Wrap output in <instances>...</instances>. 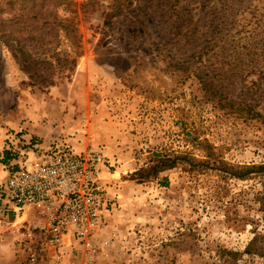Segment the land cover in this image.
I'll return each mask as SVG.
<instances>
[{
  "label": "rangeland",
  "instance_id": "1",
  "mask_svg": "<svg viewBox=\"0 0 264 264\" xmlns=\"http://www.w3.org/2000/svg\"><path fill=\"white\" fill-rule=\"evenodd\" d=\"M84 1L71 0L81 37L73 68L68 59L62 70L54 61L51 73L27 71L0 43V264H89L78 245L49 249L36 233L27 238L39 219L6 204L5 178L25 143L100 149L112 164L102 176L116 205L91 264H264V86H223L261 113L239 119L166 68L161 8L138 3L114 14L102 1L81 15ZM195 1L188 7L201 26L205 1ZM244 1L264 22V0ZM28 6L0 0V18ZM162 157L173 167L153 176Z\"/></svg>",
  "mask_w": 264,
  "mask_h": 264
},
{
  "label": "trees",
  "instance_id": "2",
  "mask_svg": "<svg viewBox=\"0 0 264 264\" xmlns=\"http://www.w3.org/2000/svg\"><path fill=\"white\" fill-rule=\"evenodd\" d=\"M102 1L108 2L106 9L114 14L138 3L161 8L159 19L167 24L163 34L171 44L164 57L166 68L182 78V82L194 81L202 86L221 110L228 109L243 120L261 117L257 106L243 101L245 94L241 90L234 97L225 93L223 87L264 86V22L262 15L250 10L244 0H204L201 26L199 20L193 23L194 8H189L198 1L190 3L189 0H85L80 4L79 13L95 11ZM26 2L29 6L23 14L0 18V43L22 56L23 68L27 71L40 65L51 73L56 68L54 61L62 70L67 67L68 59V69L76 66L81 37L77 33V12L70 9L71 0ZM60 10L69 16L60 15ZM61 44L67 47L63 51L59 48ZM155 49L159 51L156 45ZM34 76L29 74V79ZM173 163L171 158H159L150 171L156 176L161 170L173 167ZM258 169L264 175V164Z\"/></svg>",
  "mask_w": 264,
  "mask_h": 264
},
{
  "label": "built area",
  "instance_id": "3",
  "mask_svg": "<svg viewBox=\"0 0 264 264\" xmlns=\"http://www.w3.org/2000/svg\"><path fill=\"white\" fill-rule=\"evenodd\" d=\"M23 145L5 178L6 204L16 215L32 209L39 219L27 238L36 233L49 249L78 245L91 264L101 245L97 236L107 229L116 205L102 176L112 164L100 149L76 153L68 145Z\"/></svg>",
  "mask_w": 264,
  "mask_h": 264
},
{
  "label": "crops",
  "instance_id": "4",
  "mask_svg": "<svg viewBox=\"0 0 264 264\" xmlns=\"http://www.w3.org/2000/svg\"><path fill=\"white\" fill-rule=\"evenodd\" d=\"M104 179H105V178H104ZM106 181H107V180H106ZM106 183L108 184L109 182H106ZM108 185H109V184H108ZM109 187H110V185H109ZM109 187H108V189H110Z\"/></svg>",
  "mask_w": 264,
  "mask_h": 264
}]
</instances>
